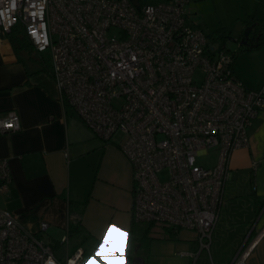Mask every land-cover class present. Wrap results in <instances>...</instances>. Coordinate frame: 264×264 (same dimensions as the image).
<instances>
[{"label":"built area","instance_id":"built-area-1","mask_svg":"<svg viewBox=\"0 0 264 264\" xmlns=\"http://www.w3.org/2000/svg\"><path fill=\"white\" fill-rule=\"evenodd\" d=\"M191 1L136 7L130 0H46L43 20L33 22L29 5L41 0H17L10 13L15 23L7 30L0 23V34L19 27L36 53L49 56L62 103L96 138L109 143L122 135L118 148L132 167L133 221L170 235L193 232L198 250L187 255L195 261L209 252L230 159L249 145V127L264 108V87L246 88L234 74L232 54L187 23ZM8 5L0 0V10ZM33 23L46 25L43 51L29 35ZM19 129L16 112L0 116V135ZM211 149L219 151L216 164L198 165ZM10 182L8 163L0 159V194ZM79 220L72 215L71 221ZM263 235L246 239L230 264H247ZM49 258L82 264L83 253L77 249L62 261L0 207V264H46Z\"/></svg>","mask_w":264,"mask_h":264},{"label":"crops","instance_id":"crops-1","mask_svg":"<svg viewBox=\"0 0 264 264\" xmlns=\"http://www.w3.org/2000/svg\"><path fill=\"white\" fill-rule=\"evenodd\" d=\"M130 1L140 7L160 0ZM246 15L264 20V0L254 14ZM245 52L250 60L244 68H237L234 60V74L246 88L259 90L264 87V48ZM43 58L49 68L48 55L36 53L26 40L16 49L7 34H0V116L14 111L20 124L17 132L0 135V159L7 161L11 175L8 189L0 194V207L42 241L48 233L49 245L62 261L81 249L85 264L110 225L129 232L126 264L135 257L143 264H164L152 260L156 239L172 238L176 242L169 249L176 247L184 257L195 253L193 232L170 235L162 227L133 221L130 163L118 142L98 141L62 103ZM248 133V147L230 159L207 254L210 264H230L246 239L264 231V108ZM75 214L78 222L71 221ZM43 222L46 230L41 229ZM160 253L166 257V249ZM247 264H264V235Z\"/></svg>","mask_w":264,"mask_h":264},{"label":"rangeland","instance_id":"rangeland-1","mask_svg":"<svg viewBox=\"0 0 264 264\" xmlns=\"http://www.w3.org/2000/svg\"><path fill=\"white\" fill-rule=\"evenodd\" d=\"M259 1L260 0H192L186 8L187 23L191 27L201 30L206 35L208 42L213 43L217 47H221V43L217 40V31L221 28L225 29L224 32L228 38L225 39L223 50L230 54L236 53L235 66H237V68H244L250 60V54L240 51L237 40L244 30V21L248 16L246 14H254V11L259 7ZM112 32H114V30ZM121 139L122 135L116 134L111 141L120 142ZM98 141L102 140L99 139ZM218 154V149H211L205 155L197 158V164L205 168H210L216 164ZM165 176L166 173L161 175L162 180L165 179ZM44 236L43 241L47 244H52L47 238L48 233H45ZM169 239L170 241H163L160 239H156L159 242L154 241L151 253L153 255V262H165L164 264H194L193 259H189L188 255V257H184V253L179 249H175L176 247L170 250V245H173L176 241L173 242L172 238ZM163 249H166V257L160 253ZM57 254L61 256L59 251H57ZM207 254V251L202 252L196 264H210Z\"/></svg>","mask_w":264,"mask_h":264},{"label":"clouds","instance_id":"clouds-1","mask_svg":"<svg viewBox=\"0 0 264 264\" xmlns=\"http://www.w3.org/2000/svg\"><path fill=\"white\" fill-rule=\"evenodd\" d=\"M17 0H9V5L3 10H0V23L5 24V30L15 23V17L10 13L15 11ZM46 0H41L39 4L31 3L30 8L35 11L29 12L33 18V22L37 18L43 20V9ZM27 11V9L25 10ZM29 35L33 38L37 45H40V50L43 51L44 46L48 44L46 25L41 23L37 28L35 24L29 25ZM109 234L103 235L101 243L98 245L94 255L85 261V264H126V246L129 234L122 229H107ZM79 259V255L77 256ZM46 264H54L51 258L46 261ZM68 264H75L74 260H70Z\"/></svg>","mask_w":264,"mask_h":264},{"label":"trees","instance_id":"trees-1","mask_svg":"<svg viewBox=\"0 0 264 264\" xmlns=\"http://www.w3.org/2000/svg\"><path fill=\"white\" fill-rule=\"evenodd\" d=\"M245 28H251V31L249 34L247 45L240 46L239 47L240 51L245 52V51H249V50H255L258 48H264V20H259V19H256L254 17L247 16L246 20L244 21V29ZM224 30L225 29L221 28L220 30L217 31V35H218L217 40L221 43L220 44L221 48L224 47L225 39L228 38L227 35L225 34ZM7 36H8V39L10 40L12 46L16 49L22 43H25V38H24L19 27L14 28L10 33L7 34ZM28 46H31V45L28 43ZM231 54H232L233 63H234V60H235L237 55H236V53H231ZM46 59L47 58H43L42 65L47 72L51 73L50 72V65L48 68V65H47L48 60H46ZM202 252H204V251H202ZM198 257L194 261V264H196Z\"/></svg>","mask_w":264,"mask_h":264},{"label":"water","instance_id":"water-1","mask_svg":"<svg viewBox=\"0 0 264 264\" xmlns=\"http://www.w3.org/2000/svg\"><path fill=\"white\" fill-rule=\"evenodd\" d=\"M251 28H245L240 36L238 41V46H245L247 45L249 34H250ZM129 264H143V260L141 257H135L132 261H129Z\"/></svg>","mask_w":264,"mask_h":264},{"label":"snow or ice","instance_id":"snow-or-ice-1","mask_svg":"<svg viewBox=\"0 0 264 264\" xmlns=\"http://www.w3.org/2000/svg\"><path fill=\"white\" fill-rule=\"evenodd\" d=\"M17 6V5H16ZM133 58H135V57H133ZM12 125L11 124H8L7 125V127H11ZM107 229H121V228H119L118 226H114V225H110ZM127 233L129 234V232L127 231ZM107 234H109L107 231L104 233V235H107ZM128 241H129V239L127 240V246H128ZM126 246V247H127Z\"/></svg>","mask_w":264,"mask_h":264}]
</instances>
